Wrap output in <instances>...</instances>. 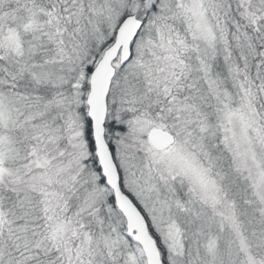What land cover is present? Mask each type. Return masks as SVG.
<instances>
[{
    "label": "rangeland",
    "instance_id": "1",
    "mask_svg": "<svg viewBox=\"0 0 264 264\" xmlns=\"http://www.w3.org/2000/svg\"><path fill=\"white\" fill-rule=\"evenodd\" d=\"M151 1L56 0L50 9L41 12L31 6L27 11L17 12L13 24H5L0 19V57L3 59L0 67L3 65L11 73L8 81H4L8 77L0 76L1 84L8 83L0 86L1 176L8 171V181L0 178V183L10 182L14 186L18 175L21 178L28 175L27 179H31L30 172L34 169H29L33 163L43 168L45 178L62 165L72 166L76 169L69 179L74 180L78 172L75 183L82 186V194H77L73 201L72 197L65 200L64 190L57 191L62 194L58 198L63 203L58 215L51 212L57 196L44 202L45 210L50 212L44 213L43 234L35 237L27 229L10 231L12 236L20 237L15 238V244L2 237L13 218L3 207L0 194V251L6 245H11L10 252L21 251L17 258L10 259L11 264L25 262L32 253L38 255L46 247H54L56 240L67 248L66 264H144L142 248L122 233V220L106 200V186L90 163L81 119L87 93L84 82L88 81L85 66L92 67L106 41H112L123 12L143 16ZM156 6L155 15L132 40L131 61L119 77H112L107 95L109 115L106 113L105 120L113 127L123 122L127 129L121 126L123 131L113 130L110 137L121 182L158 238L159 248L164 250V256L161 254L164 264L165 261L166 264H222L223 258V264H262L264 247L259 245L262 241L264 246L263 156L249 125L246 107L237 104L232 110L224 98L218 100L215 113L214 109L191 106L188 124H185L188 111L181 112L184 117L178 113L176 117H168L170 99L166 97V101L160 102L159 106L163 105L164 109H159L151 100L155 92L129 81L139 75L138 66L144 64L146 68L156 64L154 71L164 70L163 76L170 62L187 69L190 64L186 55L193 56L195 45L204 55L205 50L213 47V37L223 43L222 35L227 36L230 31L226 26L229 21L234 28L230 33L231 42L251 54L255 46L249 40L251 32L258 31V21L264 20V0H156ZM90 40H93L92 50L88 56L81 55V49ZM256 44L264 56V41ZM79 55L86 58L80 60ZM212 55H208L211 62ZM118 62L116 58L113 65ZM141 71L147 72L143 68ZM261 87L264 93L262 84ZM201 89L206 91L204 86ZM207 91L213 97L217 94L213 89ZM180 95L186 97L187 90L182 89ZM175 104L173 109L187 108ZM136 106H151L148 116L143 118L140 113H134ZM153 126L165 129L167 126L166 130L174 135L173 142L162 148L151 145L146 134ZM201 142L203 148L199 145ZM211 144L222 147L218 158L227 175L221 171L213 173L210 165L214 163H207ZM25 161L27 165L20 170ZM25 169L29 172L24 173ZM237 181L247 185L244 192L248 189L250 192L249 196L247 192L241 193L240 200L236 197ZM251 197L258 202L255 204ZM28 200L31 201L25 198ZM82 200L98 201L102 219L107 216V231L101 227L93 234L82 229L81 234L77 232L80 238L67 239V233H76L75 226L65 228L69 216H73V209L67 216L68 209L73 208L75 201L76 208H80ZM245 200L247 205L242 207L241 201ZM81 208L87 210L88 205L82 204ZM97 220L101 222V218ZM257 233L263 237L258 243ZM39 240L45 241L39 243ZM72 253L76 260L70 261Z\"/></svg>",
    "mask_w": 264,
    "mask_h": 264
},
{
    "label": "trees",
    "instance_id": "2",
    "mask_svg": "<svg viewBox=\"0 0 264 264\" xmlns=\"http://www.w3.org/2000/svg\"><path fill=\"white\" fill-rule=\"evenodd\" d=\"M56 0H0V19L1 22H4L5 24H13L15 23L14 20H17V12L21 11H27V9L31 6V8H36L39 12L42 11V9H50L52 2H55ZM156 0H152L149 3V6L147 10L145 11V15L140 16V18L144 19V24L147 20L151 19L155 14L156 10ZM128 11L123 12L120 19L128 14ZM139 17V16H138ZM12 19V20H11ZM107 19L104 21V24H106ZM120 21V20H119ZM229 21V20H228ZM227 21V22H228ZM258 31L251 32V40H249L255 48L251 52V54L248 55V52L244 47H241L238 45L236 47L233 45V42H231V38H233L230 33L233 31L234 28H232L229 23L226 25L228 30V35L226 34L222 35L223 37V43H220L217 41L215 37H213V47L210 50H205L204 55L199 53V49H197L195 45V50L193 52V56L189 57L186 55L188 63L190 64L187 69L183 68V66H177V64L168 63L169 64V70L166 72V75L163 76L165 71L163 70L161 73L155 72L153 69L156 67V64H152L151 67H147L146 65H140V69H137V72L139 75H134L131 77L129 83L133 84L137 87L139 84L140 87L143 90L155 92L154 95H151L148 93V95H151V100L153 105H157L159 109H164V106H159L160 102L163 100L166 101V97L170 99V103H167L169 105L167 116L170 117H176V114H181V112L188 111L186 117H185V124H188V118H189V112L191 109V106H195L196 108H200V110L204 109H213L218 106L220 99L224 98L227 100L230 104L231 109H235L237 104L243 105L246 107V113L249 117V125L253 129V134L255 137V142L257 144V147L260 149V155L263 156V166H264V93L263 88L261 87V84L264 86V56L261 55L259 48L260 46L256 44V41L261 42L264 41V20L260 19L258 21ZM142 26V28H143ZM231 27V28H230ZM141 28V30H142ZM251 28H254V26H251ZM232 29V30H231ZM97 30V29H96ZM245 37V36H244ZM113 39V38H112ZM240 41H244V39H240ZM104 44V47L109 44ZM92 44L93 40H90L86 47L81 49V55L86 54L88 56V53L90 50H92ZM233 45L230 46V45ZM103 46V45H102ZM133 46V42H132ZM183 47H186L185 44H183ZM82 48V46H80ZM261 49V48H260ZM133 54V51H132ZM212 55V62L208 60V55ZM1 56V55H0ZM80 56V55H79ZM82 57V56H80ZM86 57L80 58V60H83ZM131 61V57L128 61L125 63H117L116 64V71L114 78L117 76L119 77L121 70L125 67L126 63ZM184 61V56L183 60ZM255 62H258V64ZM0 63H3L2 57H0ZM1 65L0 67V76L8 77L4 81H8L9 76H11V73H9L8 70H5ZM136 66V67H137ZM146 70L147 72L141 71V69ZM4 69V71H3ZM92 67L85 66V73L86 76H89V73L91 71ZM5 74V75H2ZM171 77H170V75ZM207 74V76H206ZM155 80H158L156 82ZM203 80V83H202ZM199 81L201 84H199ZM1 82V80H0ZM251 82V84H250ZM1 84L2 85H7ZM202 86L206 89V91H202ZM246 87V88H245ZM187 90L186 97L181 96L182 89ZM84 89L85 92L88 91V81L85 80L84 82ZM208 89H213V91H216L217 94L215 97H213L208 93ZM219 90V91H218ZM156 91L158 93H156ZM155 96V98L153 97ZM243 96V98H242ZM84 97V95H83ZM205 98H207V103H205ZM221 101V100H220ZM172 103V104H171ZM173 103L177 106H187V108L184 110L183 108L179 109H173ZM162 104V103H161ZM166 104V103H165ZM151 106H136V108L133 110L134 113L138 114L140 113V116L143 118H146L148 116V112L150 110ZM153 108V106H152ZM157 109V110H159ZM214 109V113L216 110ZM130 113V112H129ZM128 113V114H129ZM212 113V116L215 114ZM233 114V113H232ZM109 115V112L107 113V116ZM131 114L128 116L130 117ZM182 115V114H181ZM182 117H184L182 115ZM233 118V116H232ZM82 127H83V136L85 137L86 146L88 148L89 156L91 159V164L95 167V174L99 177L100 182H102L106 186V200L107 202L112 206L113 211L121 218V231L122 233L129 238V241L135 243V241L125 232V223L124 218L121 215L120 211L117 209L114 203V198L111 189L106 185L105 181L102 178L101 172L98 168L96 156L94 154V145L92 141L91 136V123L90 120L86 114V104L85 102L82 105ZM234 129L236 127V122L234 123V119L232 120ZM123 122L120 124H116L117 126L112 125L109 120H105V137L110 145L111 152L113 154V143L111 142V134L113 130H121V126H123ZM124 130H127L125 128V125L123 126ZM123 129L121 131H123ZM166 129L168 130V127L166 126ZM171 131V130H170ZM107 135L109 137H107ZM200 147L203 148V142L199 143ZM210 152L206 156L207 163L212 161L214 163V166L210 165V168L212 169L213 173H216L218 171H221L223 175L226 173L227 170H225V167L221 163V159L218 158L219 153L221 154L223 152L222 147L220 145H213L210 146ZM211 155V157H210ZM24 162V161H23ZM22 162V164H23ZM21 164V165H22ZM25 165L23 164V168H20V170L25 168ZM32 168L34 170H32ZM69 169V170H68ZM76 169L71 166V168H67L64 165H62L61 169L54 170L53 174L49 176L48 178H45L43 175V168L39 166H34V164H31V168L29 170H32L30 174L32 175V180L28 178V175L25 177L17 176V180L14 183L15 185H11L10 182H7L6 185H3L0 183V194L3 195V207L7 208L8 213L13 218V223L8 224V228L6 232L3 234V238L6 240H9L11 243L13 242L15 244L16 239H19L17 235L12 236L9 232L16 230H28V234L34 233V236H39L43 234V230L45 228L46 224V216H44V213L50 212L49 210H45L44 203L46 200H51L56 198L55 205L52 208L51 212L53 214H57V211L60 209V205H63L62 200L58 196L61 197L62 194H57V191L64 190V198L66 201L70 200L72 197V201L75 197L80 196L82 193V186H77V178H78V172H76V176L73 179H69V177L73 174V170ZM29 170L24 171V173H28ZM262 168L259 170L261 171ZM42 171V172H41ZM3 172L2 166L0 168V176ZM7 172V173H6ZM61 172V177H58V173ZM4 175V176H3ZM0 178L2 181L6 182V179L8 181V171H5V174H3ZM241 176V175H239ZM59 178V179H58ZM80 178V175H79ZM11 179V178H9ZM70 180V181H69ZM58 181V182H57ZM69 183V184H68ZM68 184V186H67ZM74 186H73V185ZM238 185V193L236 195L237 199H239L241 193L245 194L247 192L248 196L250 195L249 189L244 192L246 189L245 183L237 181ZM65 186V187H64ZM123 186V184H122ZM67 188V190H65ZM71 187V189H69ZM124 188V186H123ZM28 190V191H27ZM56 191V192H55ZM242 191V192H241ZM29 195V196H28ZM31 195V196H30ZM242 196V195H241ZM29 197L31 199L25 201V198ZM241 199V198H240ZM239 199V200H240ZM255 204L257 199L250 198ZM264 201V199H263ZM98 202V201H97ZM96 201H86L82 200L80 203V206L82 207V204L88 205V209L83 208H76V201L72 203L73 208L68 209V215H70L71 210L73 209V216H69L68 220L69 223L65 224V228L70 229L73 226L76 227V233L71 231L70 233H67V239L72 237L73 240H77L80 236L77 234L79 232L82 233V229L88 230L91 233H96L101 227L103 228V231H107V225L109 224L106 220L107 216L105 215V218L102 219V209L100 208V205ZM242 202V203H241ZM242 207H246V200L241 201ZM76 208V210H75ZM60 211V210H59ZM101 218V222H99L97 219ZM215 220V218L213 217ZM149 224V223H148ZM98 226L99 228H97ZM150 232L152 233L151 227ZM234 231V230H233ZM156 238L157 243L158 238ZM16 238V239H15ZM262 235L260 233L255 234V239L257 243L259 242V239L262 240ZM45 240H39V243H43ZM264 241V238H263ZM85 243V242H84ZM138 246L137 244H135ZM11 245H6V249H3L0 251V264H11L13 260L12 258H17L21 254V251L18 249L14 251H9L11 249ZM58 246V247H57ZM260 248L264 247L262 245V241L259 245ZM59 248V249H58ZM139 248V246H138ZM161 249V248H160ZM161 254L164 256V250H160ZM221 256L225 257L222 250H218ZM68 254L66 246H63V244L56 240L55 246L52 248H45L42 250L38 255L33 254L26 257L25 262H20L19 264H66L65 263V256ZM74 253L70 255L69 260L73 261L76 260L74 258ZM30 257V258H29ZM261 263L264 264V255H262ZM226 258V257H225ZM68 259V257H67ZM144 261V260H143ZM165 261V260H164ZM224 258L222 260V264L224 262ZM144 264L145 261H144ZM166 264V261H165Z\"/></svg>",
    "mask_w": 264,
    "mask_h": 264
},
{
    "label": "water",
    "instance_id": "3",
    "mask_svg": "<svg viewBox=\"0 0 264 264\" xmlns=\"http://www.w3.org/2000/svg\"><path fill=\"white\" fill-rule=\"evenodd\" d=\"M143 25V19L128 14L119 22L113 41L105 47L89 74L86 94L87 116L91 123L94 153L101 175L112 191L114 203L125 218L126 233L142 248L147 264H163L158 244L150 233L146 218L132 198L122 189L120 175L109 143L104 135L107 111V94L115 73L114 59L127 61L131 56V42ZM147 139L154 147H164L174 140L172 133L159 127L147 132Z\"/></svg>",
    "mask_w": 264,
    "mask_h": 264
},
{
    "label": "flooded vegetation",
    "instance_id": "4",
    "mask_svg": "<svg viewBox=\"0 0 264 264\" xmlns=\"http://www.w3.org/2000/svg\"><path fill=\"white\" fill-rule=\"evenodd\" d=\"M25 163L27 164V161H25ZM0 164H1V165H0V167H1V166H2V162H1V160H0Z\"/></svg>",
    "mask_w": 264,
    "mask_h": 264
}]
</instances>
